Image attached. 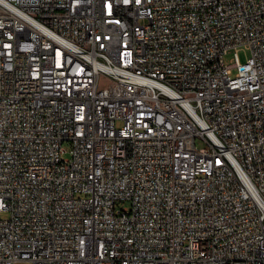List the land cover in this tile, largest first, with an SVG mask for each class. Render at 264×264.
I'll return each instance as SVG.
<instances>
[{"label":"built area","instance_id":"built-area-1","mask_svg":"<svg viewBox=\"0 0 264 264\" xmlns=\"http://www.w3.org/2000/svg\"><path fill=\"white\" fill-rule=\"evenodd\" d=\"M0 264H264V0H0Z\"/></svg>","mask_w":264,"mask_h":264},{"label":"rangeland","instance_id":"rangeland-1","mask_svg":"<svg viewBox=\"0 0 264 264\" xmlns=\"http://www.w3.org/2000/svg\"><path fill=\"white\" fill-rule=\"evenodd\" d=\"M248 55H249V52L248 51H246V50H242V51H240L239 52V57H240V60L242 61V62H245L246 61V58L248 57ZM232 57H233V54H230L229 56H227L226 57V62L227 63H229L230 61H231V59H232ZM236 71L234 70V73H235ZM104 84V81H102V85ZM120 125V123H118V126ZM197 145L198 146H201L202 145V143H201V141L200 140H197ZM64 147L66 148V153L63 155V157L64 158H68V157H70V149H71V145L69 144V143H65V145H64ZM123 204H119L118 206H122ZM1 216L3 217V218H7L8 216H9V214L8 213H6V212H3V213H1Z\"/></svg>","mask_w":264,"mask_h":264}]
</instances>
